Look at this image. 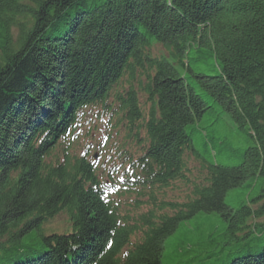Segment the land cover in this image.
<instances>
[{
  "label": "trees",
  "instance_id": "obj_1",
  "mask_svg": "<svg viewBox=\"0 0 264 264\" xmlns=\"http://www.w3.org/2000/svg\"><path fill=\"white\" fill-rule=\"evenodd\" d=\"M155 44L167 54L153 55ZM137 74L151 103L144 124L134 86L116 103L121 122L146 133L144 189L184 177L186 150L206 159L196 135L211 157L219 142L206 113L248 142L229 152L237 165L207 161L193 199L162 201L173 213L150 209L139 225L102 197L88 156L55 154L84 108L116 114L111 89ZM249 200L264 203V0H0V264H162L167 238L200 212L261 245L230 264H264V209L253 214ZM61 212L70 231L44 228Z\"/></svg>",
  "mask_w": 264,
  "mask_h": 264
},
{
  "label": "rangeland",
  "instance_id": "obj_2",
  "mask_svg": "<svg viewBox=\"0 0 264 264\" xmlns=\"http://www.w3.org/2000/svg\"><path fill=\"white\" fill-rule=\"evenodd\" d=\"M13 41L15 42L17 36L16 28H13ZM153 55L167 54V51L159 44H155L151 50ZM143 78V74H137L134 80H128L127 77L123 78L114 86L109 94L108 102L111 105L116 104L115 96L120 93H124L129 89L130 86H134L137 91L138 102H140L139 107L142 108L143 118L142 124L147 117L148 110L150 108V102L147 101V97L143 91L139 88V80ZM93 111H98L100 108H91ZM89 108L86 109V113ZM207 114V122H203V125H208L212 123L210 127L206 128V131L214 135H217V141L219 146L217 148L210 147L211 157L207 156L205 153V148L202 145V140L199 136H195V149L200 153H204L207 157L206 160L213 161L218 164L234 166L237 165V160L234 156L229 155L230 151H237L239 148H245L248 146V142L244 136L238 135L237 130L231 121L227 123L221 121H213L215 118L210 114ZM226 116V115H224ZM84 120V119H83ZM99 121H97L98 123ZM138 123V122H137ZM140 124V123H139ZM138 124V125H139ZM99 125V123L97 124ZM226 125L229 127H226ZM102 128V127H101ZM138 128L137 136H132L135 140L134 142H129L122 144V136L125 134L128 138L129 131L131 128L123 122H121L117 128L112 130V138L109 143L114 147V151H127L133 157H138L146 146V133L143 128ZM102 132V129H98ZM83 133L86 130L83 129ZM136 133V132H135ZM236 136L238 138H236ZM98 133L94 135V140H97ZM68 138L64 139L67 141ZM86 142H91V138L86 136H81L78 139V152L84 148ZM77 147L73 148L72 153H76ZM122 147V148H120ZM207 148V147H206ZM54 153V152H53ZM55 154L59 156L58 160L61 159L62 150L57 149ZM186 166L184 168V177L179 178V180L173 181L169 186L165 188L151 187L148 189H143L140 194L128 193L120 205L117 213L122 217L123 220L134 221L139 225V216L146 213L148 210L153 209L155 213L158 214H172L173 212L169 208L158 209L160 202L169 203H184L195 196L192 191L195 186L205 185L208 177V164L205 160L198 156L197 153L186 150L184 153ZM99 172V169H97ZM259 190L251 191L250 196L246 195V200L254 198ZM240 198V199H239ZM238 200L237 204L235 202ZM242 201L239 192L236 190H229L225 196V202L233 207H237ZM233 207V211H234ZM251 223L252 220L247 221ZM68 217L65 213H60L53 219L45 224V228L49 231L56 232H67L70 230L68 225ZM228 220H224L223 217L218 212L212 213H197L188 220H184L180 223V226L170 235L166 240L165 249L163 251L162 264H230L231 260L238 255L246 254L247 252L257 253L261 248L255 240L248 242L250 237H245V239H236L235 223L234 227L229 229ZM132 242L138 241L140 235L136 233L132 236Z\"/></svg>",
  "mask_w": 264,
  "mask_h": 264
},
{
  "label": "bare ground",
  "instance_id": "obj_3",
  "mask_svg": "<svg viewBox=\"0 0 264 264\" xmlns=\"http://www.w3.org/2000/svg\"><path fill=\"white\" fill-rule=\"evenodd\" d=\"M259 202L260 201H258V203L250 201V202H247L244 206L249 208L253 214H254V212L256 214V212L262 211L264 209V207L261 206L262 205L261 203H263V202H260V203ZM257 215L258 216H256V221H258V222L264 221V215H262V214H257Z\"/></svg>",
  "mask_w": 264,
  "mask_h": 264
}]
</instances>
